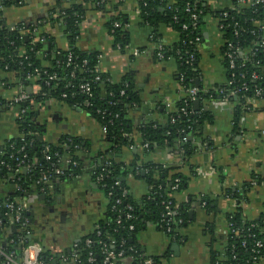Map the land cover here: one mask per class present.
Returning <instances> with one entry per match:
<instances>
[{
  "label": "trees",
  "instance_id": "16d2710c",
  "mask_svg": "<svg viewBox=\"0 0 264 264\" xmlns=\"http://www.w3.org/2000/svg\"><path fill=\"white\" fill-rule=\"evenodd\" d=\"M241 1L234 0L228 7L212 10L204 0H135L140 24L150 29V42L154 45L153 61L173 62L177 83L185 92L184 97L171 102L170 107L159 101L153 110L145 111L150 116L154 113L161 115L162 122L144 117L137 126L131 123L130 113L142 111L144 106L140 90L134 84L132 76L126 74L118 82H112L98 70V54L85 52L77 47L79 27L87 9L106 14L105 27L114 49L118 47V50L123 51L128 46L130 34L126 28V16L117 11V5L106 12L109 0H81V3L78 0H59L56 22L60 24L68 41V49L60 50L52 46L46 51L44 60L39 59L37 53L44 50L47 42H52L50 36L40 34L37 39L33 33L34 28L24 23L16 24L11 30L0 24V72L13 73L24 89L34 84L39 86L38 92L29 95L25 102L15 105L18 110H24L16 120L19 135L4 144L0 155V179H10L12 176V181L19 187L8 191L6 196H0L1 248L18 256L23 247L37 242L36 238L26 239V231L34 232L27 212L24 213L27 225L23 229L19 225H12L9 239L3 241V230L10 227V222L3 215L7 213L4 208L6 201L25 200L32 188L36 191L47 190L48 183L72 180L86 172L93 181L101 176L98 185L107 199V206L104 220L98 222L91 232L76 243L79 264H102L97 244L99 240L114 241V249H118L121 242L124 243L123 249H133L125 252L117 264H122L125 258H131L132 264H141L146 259L154 264L158 263L157 257L149 258L141 253L136 236L147 222H151L170 241L180 240L179 231L187 221L189 205L177 204L172 195L185 188L188 178L180 171V165L164 166L146 162L143 158L154 150L172 149L174 152L178 149L177 156L183 166L200 145L206 142L201 132L210 116L202 110H193L194 99L187 92L195 88V100L210 99L211 93H204L195 82L199 78L197 45L203 19L207 15L216 19L218 26H222L221 53L227 69V84L220 87L213 97L222 99L228 95V99L234 103V128H237L244 111L253 110L247 100L254 98L255 91L260 94L257 99L264 100V44H261L264 41V29L261 27L264 24V5H250L254 0H243L244 3ZM0 3L5 8L19 7L22 0H0ZM199 11L201 14L194 22L191 15ZM114 23H119L120 26L114 27ZM162 25L177 33V40L172 44L162 42L158 31ZM232 52L240 53L242 57L235 60L233 68H230L226 55ZM44 62L47 63L46 66ZM241 74L243 79L240 78ZM252 74L255 75L254 78H251ZM53 75L55 79L49 80ZM86 83L90 86V96L80 89ZM242 83H246L248 90L231 96L230 91L239 88ZM47 99L60 100L68 106L84 110L99 124L102 132L105 130L108 150L91 154L88 145L69 136L54 143L37 140L34 134L40 129L30 120L35 115L32 106L42 104ZM4 104L6 103L0 99V109ZM124 148L134 149L132 160L128 164L115 162L113 153L117 154ZM46 154L50 157L49 160L45 159ZM62 158H67L69 163L63 164ZM19 163L20 172L14 174ZM73 163L76 165L73 166ZM55 167L62 168L64 175L54 176L52 170ZM43 175H50L48 183L40 182ZM129 177L143 181L149 188L148 194L139 200L135 199L129 192ZM175 180H178L177 187L171 190ZM249 186L245 183L244 190L247 191ZM224 193L234 199L237 207L225 216L226 235L222 247H216L217 240L210 234V264L264 262V213L247 220L239 208V197L230 189ZM168 202L172 208L176 206V212L171 218L170 232L166 233L163 214L164 205ZM212 203L209 198L203 199L202 207L206 212L214 213ZM127 215L131 217L127 218ZM178 219L182 220L181 224L176 223ZM117 220L120 222L117 223ZM130 226L133 227L132 230L129 229ZM87 240L90 241L88 246ZM90 252L92 263L87 262ZM39 258L52 264L60 262L58 254H51L43 246Z\"/></svg>",
  "mask_w": 264,
  "mask_h": 264
},
{
  "label": "crops",
  "instance_id": "0c3cea01",
  "mask_svg": "<svg viewBox=\"0 0 264 264\" xmlns=\"http://www.w3.org/2000/svg\"><path fill=\"white\" fill-rule=\"evenodd\" d=\"M58 1L22 0L19 7L6 8L0 3V24L13 29L16 24L24 23L34 28L35 38L38 39L40 34L50 36L52 42H47L44 50L37 53L38 58L44 60L46 51L52 46L60 50L68 49V41L56 22ZM204 1L212 10H218L228 7L234 0ZM78 2L81 3V0ZM115 5L118 6L117 11L126 16V28L130 34L128 46L123 51L114 49L105 27L106 14L87 9L79 27L77 47L85 52L97 53L98 70L112 82H118L126 74L132 76L144 106V110L130 113L134 126L139 125L144 117L162 122L161 115L154 113L150 116L145 111L153 110L159 101L166 104L184 97L185 92L175 77V65L171 61H153L154 45L150 42V29L140 24L135 0H109L106 12ZM261 27L264 29V24ZM158 31L164 44L177 40V33L170 27L162 25ZM222 44L216 19L207 15L203 19L197 45V86L204 93H211L209 100L199 101V110L210 116L201 132L206 142L183 166L177 156V148L174 152L172 149L154 150L143 158L146 162L164 166L180 165V171L188 178L185 188L172 195L177 204L189 205L187 221L179 231L180 240L170 241L151 222H147L136 236L141 253L149 258L157 257V264H210V234L217 240L216 247H222L226 235L225 216L237 207L234 199L224 193L227 189L239 197V208L245 219L252 220L264 213V100L251 102L249 105L253 106V110L244 111L237 128H234V103L227 95L222 99L213 97L220 87L227 84ZM44 65L47 63L44 62ZM26 88L30 89V94ZM26 88L21 87L13 73L0 72V99L6 103L0 109V155L4 144L19 135L16 120L20 110L12 103L13 99L20 90L28 96L39 91V86L35 84ZM32 108L35 115L30 120L40 129L34 134L41 138L40 141L54 143L69 136L88 145L91 154L108 150L105 134L84 110L56 99H47ZM134 152V149L124 148L117 154L113 153L112 158L115 162L128 164ZM61 160L64 164L68 159ZM12 178L0 179V196H6L8 191L17 188ZM245 183L250 185L247 191L244 190ZM48 184L47 190L32 188L26 199L20 200L27 203L26 212L34 231H26V239L27 236L30 240L36 238L34 243L45 247L51 254H58L59 264H79L70 260V254L76 243L104 220L107 199L98 181H93L86 172L72 180ZM128 186L130 194L137 200L149 192L143 181L132 177L128 178ZM204 198L212 200L214 213L204 210ZM9 225L2 233L4 242L12 233L13 224ZM0 264L5 263L0 261ZM122 264H132L131 258L123 259Z\"/></svg>",
  "mask_w": 264,
  "mask_h": 264
},
{
  "label": "built area",
  "instance_id": "2783aa9c",
  "mask_svg": "<svg viewBox=\"0 0 264 264\" xmlns=\"http://www.w3.org/2000/svg\"><path fill=\"white\" fill-rule=\"evenodd\" d=\"M241 3H244V1L242 0ZM256 4H260V5H264V0H254V2L250 3V5L254 6ZM201 12L199 11L197 14H192L191 18L194 22L197 21L198 19V15H200ZM194 24V23H193ZM119 23H114V27H119ZM218 30L220 31L222 29V26H218ZM12 28V27H11ZM10 28V30H11ZM183 28H185V25L183 26ZM197 42V39H196ZM261 44H264V41L261 42ZM117 49H119L117 47ZM242 56L240 53H229L226 55V58H228L229 60V67L233 68V62L235 60L240 59ZM255 75L252 74L251 78H254ZM240 78L243 79L244 76L241 74ZM55 79V75L50 76L49 80H54ZM97 79V78H96ZM229 85L231 84V82L228 83ZM81 92L86 94L87 96H90V86L88 83L81 85L80 87ZM248 87L246 85V83H242V85L239 88L233 89L230 91V95L234 96L239 92L242 91H247ZM191 98L195 99V96L197 94V90L195 88H191L188 90L187 92ZM259 92L255 91L254 93V98H250L247 100V104H250L251 102H257L258 101V97H259ZM228 96V95H227ZM28 98V95L23 91L20 90L19 94L13 99L12 103L14 105H18L21 104L23 102H25ZM166 107H170V103H166ZM19 113L23 114L24 110H20ZM183 114H186V112H182ZM20 118V115H19ZM103 133H105V130H103ZM30 136H32V134H29ZM183 141H185V139H182ZM45 159L49 160L50 157L46 154L45 155ZM66 164L69 163V160H67L65 162ZM20 163L18 164V166L15 168L14 170V174H18L20 172ZM76 164L73 163V166H75ZM24 170H27L26 167H24ZM54 176H63L64 175V171L62 170V168L60 167H55L52 170ZM50 175H43L40 182H44V183H48L50 181ZM96 180L98 182L101 181V176H97ZM177 182L178 180H175V185L171 187V190H175L177 187ZM17 188L18 185H16ZM117 203L119 201H116ZM204 205V203H203ZM5 210L7 211V213H4L3 215L5 216V218H7V221L10 222V224L13 225H19L21 227V229H23L26 225H27V218L24 217V213L27 210V203L23 202V201H18V202H7L4 205ZM175 208H172L171 203L168 202L164 205V228L166 233L170 232V223H171V218L175 215ZM130 215H127V218H130ZM0 219H1V214H0ZM120 221L117 220V223H119ZM1 223V221H0ZM177 224H181L182 220L178 219ZM130 230L133 229L132 226L129 227ZM97 234L99 235V233L97 232ZM90 241L87 240L86 244L87 246L89 245ZM97 244L99 245L100 248V255L102 257V264H117L118 261L123 257L124 253L127 251H132L133 249L131 247L123 249V245L124 243L121 242L118 245V249H114V245L115 242L114 241H97ZM259 245V243H258ZM41 253V247L37 244V243H31L25 247H23L20 251V254H18V256H16L14 254V252H6V250H4L3 248L0 247V259L4 261L5 264H52L50 262H43L40 260L39 255ZM70 260H72L73 262H78V255L76 253V250L74 249L72 251V253L70 254ZM87 262L92 263L93 262V258H92V253L90 252L88 254V259ZM141 264H154L150 259H146L144 260ZM255 264V263H253Z\"/></svg>",
  "mask_w": 264,
  "mask_h": 264
},
{
  "label": "water",
  "instance_id": "95a60500",
  "mask_svg": "<svg viewBox=\"0 0 264 264\" xmlns=\"http://www.w3.org/2000/svg\"><path fill=\"white\" fill-rule=\"evenodd\" d=\"M195 82H196V85H198V81L196 80ZM26 91H27L28 94H30V89H29V88H26ZM198 109H199V101L194 99V101H193V110L196 111V110H198ZM36 138H37V140H39V141H40V139H41L39 136H38V137L36 136ZM48 222L51 223L52 220H48ZM27 239L30 240V236H27ZM53 264H55V263H53Z\"/></svg>",
  "mask_w": 264,
  "mask_h": 264
},
{
  "label": "flooded vegetation",
  "instance_id": "af4514ba",
  "mask_svg": "<svg viewBox=\"0 0 264 264\" xmlns=\"http://www.w3.org/2000/svg\"><path fill=\"white\" fill-rule=\"evenodd\" d=\"M51 210V209H50Z\"/></svg>",
  "mask_w": 264,
  "mask_h": 264
}]
</instances>
